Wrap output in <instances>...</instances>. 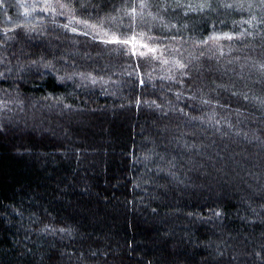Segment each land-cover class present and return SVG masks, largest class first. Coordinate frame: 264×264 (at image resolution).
Masks as SVG:
<instances>
[{
  "label": "trees",
  "instance_id": "1",
  "mask_svg": "<svg viewBox=\"0 0 264 264\" xmlns=\"http://www.w3.org/2000/svg\"><path fill=\"white\" fill-rule=\"evenodd\" d=\"M141 2L0 0V264H264V0Z\"/></svg>",
  "mask_w": 264,
  "mask_h": 264
},
{
  "label": "rangeland",
  "instance_id": "2",
  "mask_svg": "<svg viewBox=\"0 0 264 264\" xmlns=\"http://www.w3.org/2000/svg\"><path fill=\"white\" fill-rule=\"evenodd\" d=\"M226 39V38H225ZM218 42V41H216ZM141 45H146L142 47ZM134 48V53L140 54L141 56H148L152 55L153 57H158L162 54L161 50H158L156 47L150 46L146 41L143 39L137 40V43L135 46H132ZM149 49H155V51H149Z\"/></svg>",
  "mask_w": 264,
  "mask_h": 264
},
{
  "label": "snow or ice",
  "instance_id": "3",
  "mask_svg": "<svg viewBox=\"0 0 264 264\" xmlns=\"http://www.w3.org/2000/svg\"><path fill=\"white\" fill-rule=\"evenodd\" d=\"M145 6V4H144V2H143V0H142V2H141V4H140V7L141 8H143ZM202 7H203V5H202ZM106 43H128V41H120V40H117V39H115V38H113V39H110V40H107V41H105ZM142 47H144V46H146V45H141ZM149 51H155V49H149Z\"/></svg>",
  "mask_w": 264,
  "mask_h": 264
},
{
  "label": "bare ground",
  "instance_id": "4",
  "mask_svg": "<svg viewBox=\"0 0 264 264\" xmlns=\"http://www.w3.org/2000/svg\"><path fill=\"white\" fill-rule=\"evenodd\" d=\"M262 2H263V1H262ZM20 10H22L21 7H20ZM22 11H23V10H22ZM10 14H11V13H10ZM93 30H94V29H93ZM110 36H111V35H110ZM105 37H106V36H105ZM106 38H109V37H106ZM224 38H225V37H224ZM92 94H93V93H92ZM103 97H104V96H103ZM97 103H98V102H97ZM56 151H57V150H56ZM59 151H61V150H59ZM59 151H58V152H59ZM63 151H64V150H63ZM58 152H57V153H58ZM66 152H67V151H66ZM57 153H56V154H57ZM64 154H65V153H64ZM70 155H71V154H70ZM74 155H75V154H74ZM72 158H73V154H72ZM46 252H47V251H46Z\"/></svg>",
  "mask_w": 264,
  "mask_h": 264
}]
</instances>
